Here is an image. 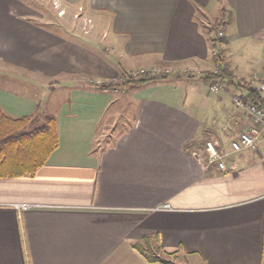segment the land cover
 I'll return each mask as SVG.
<instances>
[{
    "label": "crops",
    "instance_id": "1",
    "mask_svg": "<svg viewBox=\"0 0 264 264\" xmlns=\"http://www.w3.org/2000/svg\"><path fill=\"white\" fill-rule=\"evenodd\" d=\"M54 2L72 16L81 9L93 25L83 36L97 49L35 21L23 0H0V72L82 85L54 116L58 146L45 164L33 176L0 179V264H150L133 248L145 237L185 264H264L261 151L232 156L226 174L193 157L203 141L228 147L251 127L232 99L247 96L236 86L253 78L264 98V0ZM219 13L228 15L222 51L236 86L214 93L202 79L166 77L99 90L152 66L213 72L205 32ZM4 97L14 98L0 92L11 117L36 109ZM120 118L127 127L111 136Z\"/></svg>",
    "mask_w": 264,
    "mask_h": 264
},
{
    "label": "rangeland",
    "instance_id": "2",
    "mask_svg": "<svg viewBox=\"0 0 264 264\" xmlns=\"http://www.w3.org/2000/svg\"><path fill=\"white\" fill-rule=\"evenodd\" d=\"M27 4L31 5L37 13L33 14V19L35 21L43 24L46 28L52 30L54 33L62 35V37H66L70 40L80 42L91 49H97V45L93 42L88 40L86 36H83L84 31H83V22L82 19L83 14L80 18L75 19V13L72 16L71 12L68 14L64 13L62 15L59 14V10L53 6L54 0H23ZM77 12V11H76ZM222 18V19H220ZM228 20V15L227 14H218L217 18L213 19L210 22L209 27L206 26L207 29H214V33L212 34L213 37L222 39L218 36V33L222 31L223 27V22ZM206 29V30H207ZM92 30V29H91ZM89 31V33L91 32ZM89 33L85 34L88 35ZM97 33V30L94 32ZM102 49H107L108 46L104 43L101 45ZM102 49L99 50V52L102 55L108 54L104 50L101 51ZM218 49L222 51V45L221 46H216L215 50H212V55L215 53H218ZM110 53V52H109ZM223 53V51H222ZM111 56L114 59H118L117 55L115 53H110ZM224 57V54H222ZM1 67V65H0ZM6 71L0 72V92L4 93V95H8V97H13L14 99H7L4 97V100H7V102L11 104H19V105H25L28 106L29 101H34L36 103V109L34 113H31L33 115H39V117H42L46 114H51L53 116L61 117L62 112H67V108L70 109L71 105V100H70V92L71 90H78V88H82V85H77L72 83L71 88H65L64 85L62 84H50L48 80H45V78H42L41 80L39 76L34 75H29L27 74L28 72L17 69V68H9L6 67ZM165 69V67L161 66H152L149 68L141 69L135 72H130L128 74H122V76L115 82H111V87L114 89L113 91H123L127 89L128 87H132V85L135 83V81L138 80H152L156 81V79H159V76L161 75V72ZM169 74H167L168 79H192V78H203L205 75L201 76V73H198V70L192 69V68H184L182 66L179 67H169ZM153 70H159V74L156 75L152 73ZM216 69L211 72L214 73ZM200 74V75H199ZM97 78V77H96ZM234 78V76H233ZM40 79V80H39ZM66 79V78H65ZM68 80V79H67ZM46 81V82H43ZM152 82V81H151ZM217 84L220 86L219 91L222 89V85L217 82V81H211L207 82V84L212 85V84ZM242 86H254L256 85L255 79H249L248 84H243V82L240 83ZM260 83L257 84L259 86ZM66 85L68 83L66 82ZM107 85V84H106ZM105 85V86H106ZM101 87L104 85H100ZM99 86V87H100ZM54 87V90L52 89ZM51 88V89H50ZM217 93V92H216ZM10 95V96H9ZM28 101V102H27ZM233 101V99H232ZM64 106H67V108L63 109ZM24 114V113H23ZM10 116V115H9ZM11 117V116H10ZM12 118H17V117H12ZM123 118H120L117 120L116 127L114 129L110 130V133L113 134L116 132H120L121 130L125 129L127 126L126 124H123ZM109 129V128H108ZM210 141V140H208ZM207 140L203 143L202 151L205 146V143ZM214 142V141H213ZM224 146V145H220ZM226 147V146H224ZM227 148V147H226ZM200 153V152H198ZM172 264H185L184 261H182L180 258L173 257L172 259Z\"/></svg>",
    "mask_w": 264,
    "mask_h": 264
},
{
    "label": "trees",
    "instance_id": "3",
    "mask_svg": "<svg viewBox=\"0 0 264 264\" xmlns=\"http://www.w3.org/2000/svg\"><path fill=\"white\" fill-rule=\"evenodd\" d=\"M205 33L213 50L216 46L223 45L222 39L213 37V28L207 29ZM220 50L218 49V53L212 55L216 71L207 73L201 79L204 82L217 81L221 85L236 86L231 71L224 64L223 53ZM159 79H166V76ZM151 81L153 79L138 80L132 87H138ZM111 86L107 84L98 88L102 92H111L114 90L112 88H115ZM239 86L244 87L239 84L236 87ZM244 88L248 101L264 108V98L254 88L250 86ZM57 146V122L53 115L12 118L0 107V179L33 176L45 164ZM133 248L150 264H172L171 259L174 255L163 253L158 246L152 244L151 238L145 237Z\"/></svg>",
    "mask_w": 264,
    "mask_h": 264
},
{
    "label": "built area",
    "instance_id": "4",
    "mask_svg": "<svg viewBox=\"0 0 264 264\" xmlns=\"http://www.w3.org/2000/svg\"><path fill=\"white\" fill-rule=\"evenodd\" d=\"M54 7L56 3L53 2ZM59 14H64L63 11H59ZM81 9H79L78 14L74 17L75 19L80 18ZM83 31L85 34L89 33V31L93 28L91 20L83 18ZM218 36L221 38L222 33H218ZM159 70H153L152 73L157 75L161 72ZM169 74V69L165 68L161 72L159 78L167 77ZM257 80V78H255ZM259 91L264 92V84L260 83L257 87ZM211 92H218L220 86L216 83L210 85L209 87ZM232 103L236 107V109L243 111L247 114L251 121V127L241 132L236 139H233L229 142L228 147L220 146L216 142L207 141L201 153H194V159L202 166L205 170L208 168H213L217 173L226 174L229 172L228 162L234 155H239L243 152L253 151L258 152L261 151L262 158L264 161V108L250 103L246 96L238 95L233 98ZM166 208V207H165Z\"/></svg>",
    "mask_w": 264,
    "mask_h": 264
}]
</instances>
